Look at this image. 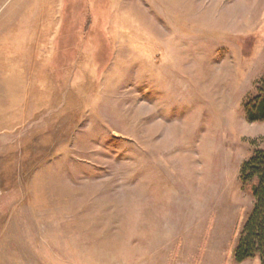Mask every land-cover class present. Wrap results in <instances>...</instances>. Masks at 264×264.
<instances>
[{"label":"rangeland","instance_id":"374dc122","mask_svg":"<svg viewBox=\"0 0 264 264\" xmlns=\"http://www.w3.org/2000/svg\"><path fill=\"white\" fill-rule=\"evenodd\" d=\"M259 95L264 0H0V264H260Z\"/></svg>","mask_w":264,"mask_h":264},{"label":"trees","instance_id":"16d2710c","mask_svg":"<svg viewBox=\"0 0 264 264\" xmlns=\"http://www.w3.org/2000/svg\"><path fill=\"white\" fill-rule=\"evenodd\" d=\"M250 123L264 121V95H259L247 105ZM244 183L255 182L252 188L254 207L247 218L235 250V260L243 263L259 256L264 264V150L256 151L241 167Z\"/></svg>","mask_w":264,"mask_h":264}]
</instances>
